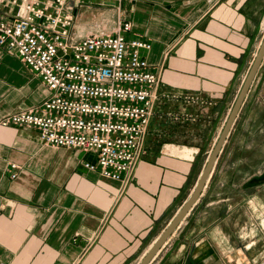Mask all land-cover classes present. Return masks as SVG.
Wrapping results in <instances>:
<instances>
[{"label": "crops", "instance_id": "crops-1", "mask_svg": "<svg viewBox=\"0 0 264 264\" xmlns=\"http://www.w3.org/2000/svg\"><path fill=\"white\" fill-rule=\"evenodd\" d=\"M71 4L78 37L130 22L151 43L153 113L122 180L87 168L92 151L0 124V264H139L193 191L264 37V0ZM48 95L0 46V120ZM263 172L264 58L203 193L148 264H264V182L246 185Z\"/></svg>", "mask_w": 264, "mask_h": 264}, {"label": "built area", "instance_id": "built-area-1", "mask_svg": "<svg viewBox=\"0 0 264 264\" xmlns=\"http://www.w3.org/2000/svg\"><path fill=\"white\" fill-rule=\"evenodd\" d=\"M73 7L71 0H0V46L49 90L43 102L0 124L36 127L46 144L92 151L97 161L87 168L122 180L142 150L160 74L142 53L151 43L127 36L130 22L78 37Z\"/></svg>", "mask_w": 264, "mask_h": 264}, {"label": "water", "instance_id": "water-1", "mask_svg": "<svg viewBox=\"0 0 264 264\" xmlns=\"http://www.w3.org/2000/svg\"><path fill=\"white\" fill-rule=\"evenodd\" d=\"M264 58V37L262 39V42L260 44V48L254 58V61L252 63V66L243 82L242 88L236 98V101L234 103V106L230 112V115L227 119V122L220 133L218 140L216 141V144L214 145L212 152L208 158V161L202 170L193 191L189 195V197L186 199L185 203L182 205V207L179 209V211L176 213L174 218L171 220L169 225L165 228L163 233L159 236V238L156 240V242L153 244V246L149 249V251L146 253L144 258L141 260L139 264H148L150 260L153 258V256L156 254V252L159 250V248L163 245V243L168 239V237L172 234V232L176 229V227L179 225V223L182 221V219L185 217V215L190 211V209L194 206V204L199 200L201 194L203 193V190L207 184V181L209 180L210 175L212 174V171L214 169V166L216 164V161L218 159L219 153L226 141V138L230 132V129L239 113V110L244 102V99L256 77V74L260 68V65L262 63V60ZM264 182V172L253 176L248 182L247 186L251 185H257Z\"/></svg>", "mask_w": 264, "mask_h": 264}]
</instances>
